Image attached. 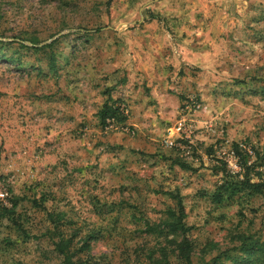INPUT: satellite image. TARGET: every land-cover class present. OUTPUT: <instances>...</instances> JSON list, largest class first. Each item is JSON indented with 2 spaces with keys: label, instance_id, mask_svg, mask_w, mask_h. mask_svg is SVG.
Listing matches in <instances>:
<instances>
[{
  "label": "rangeland",
  "instance_id": "374dc122",
  "mask_svg": "<svg viewBox=\"0 0 264 264\" xmlns=\"http://www.w3.org/2000/svg\"><path fill=\"white\" fill-rule=\"evenodd\" d=\"M63 1L0 0V197L21 199L25 231L2 222L0 264H66L47 212L78 231L74 264H177L170 237L145 232L175 206L167 192L182 198L194 264L238 232L264 238V197L204 196L219 180L207 147L234 171L232 142L264 152V0ZM33 38L55 42L22 46ZM106 90L126 125L100 126ZM178 149L200 168L172 165Z\"/></svg>",
  "mask_w": 264,
  "mask_h": 264
},
{
  "label": "trees",
  "instance_id": "16d2710c",
  "mask_svg": "<svg viewBox=\"0 0 264 264\" xmlns=\"http://www.w3.org/2000/svg\"><path fill=\"white\" fill-rule=\"evenodd\" d=\"M64 2L63 0H59ZM62 5H64L62 3ZM30 45H22L30 47L33 50H41L50 48L55 41L39 45L36 39H29ZM47 64L49 70H55V58L50 50L47 55ZM107 97L96 113V117L102 128L109 125H126L127 114L125 113V105L120 99H112L109 90L105 91ZM182 143L188 144V140ZM180 150L175 152L172 157H167L172 165L177 166L181 170L195 172L200 167H193L192 164L180 156ZM230 155L238 170L234 171L229 167V161L215 154L213 146L207 147L205 154L213 156L210 160V171L213 175H218L219 180L214 185L211 192H205L210 204L214 206H222L233 202L237 195H246L248 198L254 196L264 197V152H260L254 147L248 148L244 142H232L229 149ZM201 166L202 163H201ZM171 199L175 200V206L170 207L165 211V217L158 223H147L145 232L156 233L157 235L169 236L166 239L171 247V256L175 258L177 264H194L195 248L189 237L190 227L186 225L185 211L182 203V198L178 194L171 192L166 193ZM240 198V197H239ZM21 199L18 196H12L6 201L0 198V225L3 221L10 223L18 231L25 232L19 222V213H16ZM41 198L35 206L44 209ZM36 202V201H35ZM49 222L53 224L54 236L56 241H53L55 252L63 257L66 264H74L72 258L75 252L71 251L74 237L78 231L70 235H65L60 227V219L64 217L62 213L47 212ZM67 223V222H66ZM89 237L83 239L82 248H89ZM236 242L234 247L220 251L216 256L209 258L207 261H202L200 264H226L229 260L231 264H264V238L256 232H238L232 236ZM54 240V239H53ZM213 245V244H210ZM212 248V247H211ZM165 248L161 249V261L167 262L168 255ZM205 253V252H204ZM234 253V254H233ZM160 261V262H161Z\"/></svg>",
  "mask_w": 264,
  "mask_h": 264
},
{
  "label": "built area",
  "instance_id": "2783aa9c",
  "mask_svg": "<svg viewBox=\"0 0 264 264\" xmlns=\"http://www.w3.org/2000/svg\"><path fill=\"white\" fill-rule=\"evenodd\" d=\"M1 198V197H0Z\"/></svg>",
  "mask_w": 264,
  "mask_h": 264
}]
</instances>
